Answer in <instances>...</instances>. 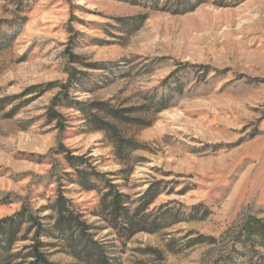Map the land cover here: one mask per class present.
Here are the masks:
<instances>
[{"label":"rangeland","instance_id":"1","mask_svg":"<svg viewBox=\"0 0 264 264\" xmlns=\"http://www.w3.org/2000/svg\"><path fill=\"white\" fill-rule=\"evenodd\" d=\"M175 1L0 0V222H19L13 254L39 242L52 264H90L60 194L112 264H222L245 252L249 219L264 224V0ZM75 102L128 110L135 121L114 123L133 143L119 153ZM71 157L133 208L154 185L145 214L163 228L120 238Z\"/></svg>","mask_w":264,"mask_h":264},{"label":"trees","instance_id":"2","mask_svg":"<svg viewBox=\"0 0 264 264\" xmlns=\"http://www.w3.org/2000/svg\"><path fill=\"white\" fill-rule=\"evenodd\" d=\"M136 1V0H132ZM143 1V0H138ZM155 2L156 0H151ZM158 1V0H157ZM174 6L176 11L185 12L187 9L193 11L196 5L191 1L177 0L170 3ZM75 59L74 55H71ZM80 73L81 77L82 72ZM81 77H71L69 85L75 81H80ZM70 86H64L68 89ZM79 111L86 117V122L90 130L105 132L116 143L118 152H122L123 145L132 144L130 139L123 138L120 133L118 125L115 123H132L134 118L126 114L128 110L117 109L108 102H92L82 103L75 102ZM51 107L48 112L50 122L58 121V126L63 128L64 115ZM115 122V123H114ZM71 167L78 175V183L88 191L98 190L103 192L102 196V212H98V216L102 217L105 222L112 228L120 238L131 239L138 233L147 232L155 233L161 230L164 226L162 220L158 218L151 220L145 214V209L151 205L157 195L154 193V185L149 188L147 194L142 196L136 208L132 207V200L128 194L122 193L118 186L113 184L111 180H107L106 176L96 171H89L87 169L79 168L83 165L82 157L69 158ZM80 163V164H79ZM104 183V188L99 189V183ZM69 200L64 195H59L54 203L55 209L59 213L60 219H69V229L80 233L75 240V251L78 257L85 256V259L90 264H112L107 257L104 247L95 241H88L86 239L87 225L81 221L68 207ZM106 214H105V212ZM248 230L246 234V241L243 242L245 252L237 255H229L224 257L222 264H264V254L258 251V248H264V224L261 220L251 218L248 223ZM19 222L15 218H5L0 222V264H26L25 260L34 258L33 264H52L45 256L40 248V243L37 242L34 246L26 248L29 250L25 254H13L12 247L18 233ZM39 234V233H38ZM86 236V237H85ZM255 237H257L255 239ZM204 238L201 237V240ZM19 257L22 262H18Z\"/></svg>","mask_w":264,"mask_h":264}]
</instances>
